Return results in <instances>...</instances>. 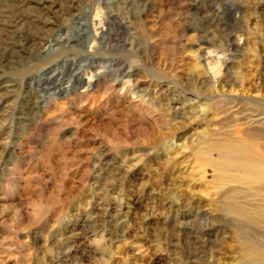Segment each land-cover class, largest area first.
Returning <instances> with one entry per match:
<instances>
[{"label": "rangeland", "instance_id": "rangeland-1", "mask_svg": "<svg viewBox=\"0 0 264 264\" xmlns=\"http://www.w3.org/2000/svg\"><path fill=\"white\" fill-rule=\"evenodd\" d=\"M71 3L0 0V264H264V0Z\"/></svg>", "mask_w": 264, "mask_h": 264}, {"label": "bare ground", "instance_id": "bare-ground-1", "mask_svg": "<svg viewBox=\"0 0 264 264\" xmlns=\"http://www.w3.org/2000/svg\"><path fill=\"white\" fill-rule=\"evenodd\" d=\"M24 2V1H23ZM22 3V2H21ZM20 3V4H21ZM69 4V3H68ZM23 5V4H22ZM66 5V4H65ZM64 5V6H65ZM67 6V5H66ZM69 7V6H68ZM74 7V4H73V0H72V3L70 4V7L69 8H73ZM19 8V7H18ZM20 9V8H19ZM68 11V10H67ZM69 20H76V19H79L78 15L77 14H72L71 11H69ZM9 19V20H8ZM29 20L31 21V18L29 19L28 16H25L23 15V13H17V12H12V14H9L5 17V20L1 23V24H10V25H13L15 27V29H18V30H22V26L25 24H28V23H31L29 22ZM74 22V21H73ZM80 22V21H79ZM72 24V23H71ZM75 24V23H74ZM30 25V24H29ZM21 27V28H20ZM77 27V26H76ZM76 30H78V34L77 36L75 37L76 40H80L82 34H84V32H82L80 34V27L76 28ZM27 28V26H26ZM71 28V27H70ZM24 29V28H23ZM29 29V28H28ZM72 30V29H71ZM5 31L4 28L0 27V32H3ZM54 31V30H53ZM24 32V31H23ZM77 32V31H76ZM29 33V34H28ZM27 34H20V37L17 36L16 38H18V43H21V47H24L25 45L29 44V43H36L39 45V47L41 49L45 48L49 51V49L51 48V44L52 42H58L57 40H59L58 37L57 39H46L44 37H40L39 39L36 38L35 36V33L34 34H31L30 32H28ZM53 33V32H52ZM54 34V33H53ZM49 37V36H48ZM16 38H13V40L16 41ZM51 38V37H50ZM66 39V38H65ZM67 42H66V49L69 48V45L72 41V38H69V39H66ZM1 41L3 40H0V46L2 45L1 44ZM21 41V42H20ZM34 41H38V42H34ZM61 41V40H60ZM49 42V43H48ZM62 43V42H61ZM43 51V50H42ZM11 52V49L9 48V46H4L3 48H0V53H1V60L6 58L8 55H11L10 54ZM52 52V51H51ZM114 65H111V67H113ZM55 75V73H53L51 76H49L47 79H45L44 81L43 80H40L37 84V87H36V90L37 92H35V95L31 96L29 98V104L31 105V108L30 110L33 111V108L36 109L38 108V103L40 101H45L47 100L48 97L50 96H55V97H60L61 95H63L64 97L68 96L69 93H73L75 95H77V92L74 91V89L72 87H67L66 89H62L61 87L58 88V86H56L57 84V81L58 80H53L52 77ZM63 75V74H62ZM133 75H128L129 78H132ZM75 78L73 77V75L70 77V81L72 82ZM116 79V78H115ZM114 79V80H115ZM136 80V78H135ZM76 81V79H75ZM117 82H119L120 80H116ZM121 82L123 83V89L125 88L126 84L130 83V82H123L121 80ZM137 82V81H136ZM72 84V83H71ZM90 84V83H89ZM88 84V85H89ZM134 85V84H133ZM68 86H72V85H68ZM77 86V85H76ZM132 86V85H131ZM91 86L89 85L87 87V90L85 92H88V89L90 88ZM73 89V90H72ZM92 89V88H91ZM141 90V89H140ZM138 91V92H141L142 93V90L141 91ZM84 93V92H82ZM47 94V96H46ZM82 96V95H81ZM141 96V95H139ZM83 97H85V99L88 101L89 98L91 97L89 95V93H87V95H83ZM49 99V98H48ZM235 109L234 112H237V115L239 117V121L241 124H247L249 123L250 121L256 119L258 117L257 114H254L253 112L250 113L248 112L246 114V112H244L243 110H241V107H238V104H236L235 106H233L231 109ZM241 110V111H240ZM20 119L24 118L22 115L19 116ZM257 120H259V118H257ZM0 149H1V144H0ZM6 151V147L3 149V150H0L1 152V155ZM255 151V150H254ZM228 154H227V157H228V160H231L232 164H231V167L232 168H235V169H238L241 168L242 166L246 167V164L248 165H252V167H256L257 170H259L261 173L263 171V164H261L260 161H262L259 157H257L256 155H254L253 153V149L249 148V146H247V144L245 145L244 144H241V146H230V148L227 150ZM249 152L250 155H248L247 153ZM4 155V154H3ZM3 157V156H2ZM1 161H2V158H1ZM4 162V161H3ZM263 162V161H262ZM247 165V166H248ZM3 166V164H2ZM243 168V167H242ZM244 169V168H243ZM240 171V170H239ZM241 172V171H240ZM246 171L244 170V173ZM260 200V199H259ZM235 207V206H234Z\"/></svg>", "mask_w": 264, "mask_h": 264}]
</instances>
